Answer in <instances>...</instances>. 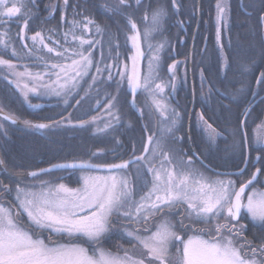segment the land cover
I'll list each match as a JSON object with an SVG mask.
<instances>
[{"label": "snow or ice", "instance_id": "1", "mask_svg": "<svg viewBox=\"0 0 264 264\" xmlns=\"http://www.w3.org/2000/svg\"><path fill=\"white\" fill-rule=\"evenodd\" d=\"M170 2L172 11L178 13L179 0ZM133 3L137 8L144 6V0H103L100 5L106 13L123 17L127 22L128 28L123 30L125 44L131 43L132 52L127 57L130 63H121L118 37L106 31L90 15L77 11L79 5H70V0H50L45 5L48 15L41 19L44 24L59 8L61 25L69 26L63 32L64 44L53 40L51 34L58 31L55 28L48 29L47 37L43 28L31 36L27 34L29 21L39 14L37 0H0V29H3L0 31V48L11 47L12 57L5 59L0 52V80L14 86L30 108L41 107L31 102L30 94L62 97L67 105V98L74 92L78 95L81 82L88 77V87L82 89L84 96L75 101L76 105L88 98L94 88L99 94L98 85L115 84L114 94L105 92L103 105L110 119L104 121L103 127L97 126V132L107 133L120 123L119 96L125 84L133 97L131 107L144 115L143 108L135 100L137 94L143 93L150 101L145 107L150 113L159 114L157 124L162 126L158 128L159 135L155 131L147 135L139 155L133 145L129 159L117 157L119 162H93V158L104 153L103 149H97L87 159L74 158L25 173L13 172L0 158V168L17 181L13 187L0 180V264H264V239L258 244L247 239V224L243 222L247 218L264 230V187L258 190L255 186L264 176V168L256 167L247 179H232L233 175H245L248 163L245 159V167L237 173H216L211 177L196 166L199 161L207 167L199 153L193 151L188 155L184 148L175 147L184 140L176 134L182 117L180 111L171 106L169 97L176 91L175 70L180 62L174 60L168 65L170 77L164 80L160 75L161 52L167 41L156 45L149 42L163 31L169 9L167 4L161 3L150 11L145 6L143 19L147 23L141 31L128 11ZM69 7L73 12L71 20L67 18ZM215 10L216 40L222 67L227 68L229 61L221 43V27L228 25L231 16L229 0H216ZM13 18L23 20L17 35L22 42L30 39L31 47L23 43L22 50L18 51L10 45L9 29L4 28V24ZM259 20L264 32V15ZM93 30L94 35L87 37ZM105 36L107 59L111 63L105 57ZM142 42H147L148 49L147 67L143 73L141 61L145 59V51ZM65 44L69 46L65 47ZM45 50L55 59L37 55ZM96 50L100 52L99 59L94 56ZM33 58L41 62L46 71L33 72L27 64L19 63ZM113 68L117 69L118 80L113 76ZM244 70L249 71L250 66L244 65ZM46 76L50 82H45ZM51 76H55V80H51ZM205 84L206 77L201 70V96L210 99L214 91H220L209 84L205 93ZM256 84L264 85V71L257 76ZM166 88L171 89V93H166ZM244 94V86L222 93L230 96L231 101ZM96 103L99 106L100 101ZM250 113L251 106L246 107L240 127L228 130L233 138L229 147L234 152L247 145L243 125ZM0 116L3 121L22 123L26 129L33 130L65 125L85 128L97 120L93 116L91 120L73 124L69 114L59 120L49 118L48 122H34L21 119L11 110L5 111L2 101ZM197 126L212 145L224 135L209 122L203 111L197 113ZM145 131L149 132L147 125ZM0 138H8L3 122H0ZM188 139L191 140V135ZM119 143L116 138V144ZM257 143L264 145V136H259ZM111 151L115 154V149ZM256 159L259 161L261 157L258 155ZM54 170H66L69 176L78 172L77 186L63 182L64 177H57L56 181L41 178ZM5 193L13 196L14 203L6 201ZM25 216L27 224L22 219ZM113 233H119L121 239L127 238L131 247L118 244L115 252L106 248L105 241Z\"/></svg>", "mask_w": 264, "mask_h": 264}, {"label": "trees", "instance_id": "2", "mask_svg": "<svg viewBox=\"0 0 264 264\" xmlns=\"http://www.w3.org/2000/svg\"><path fill=\"white\" fill-rule=\"evenodd\" d=\"M50 0H37L38 16L29 21L27 34L31 36L35 31L43 28L44 35H49L48 29L55 28L58 31L52 33L53 40H60L64 44L63 32L69 27L67 24L61 25V12L58 8L54 17H50L44 24L41 19L48 15L45 7ZM216 0H179V12H173L170 0H144V6L137 8L133 3L132 8L128 9L133 15V19L137 23L138 28L143 31V27L147 21L143 19L145 6L149 8L155 7L158 3L167 4L169 15L163 25V31L157 33L156 42L162 43L165 40L167 44L161 53L162 57V73L168 74L166 68L174 60L183 62L186 71V81L181 85V94L185 97V105L183 106L185 124L191 109L192 92L189 80V69H191L192 84L195 91L194 116L191 119V143L190 152H197L204 161V167L197 161L196 163L205 172L211 175L216 173L211 169L221 172H238L244 166L246 158L245 146L242 145L239 151H232L229 147L233 138L229 134V129L239 128L240 121L244 118L243 112L246 107L251 106L254 102H258L251 107V113L244 123V132L247 135L249 146V163L247 171L243 177L233 175L235 180L247 179L256 167L264 168V145L257 146L255 144L254 132L257 127L264 123V85H257L256 78L261 71H264V32L260 23V16L264 15V0H229L231 5V16L228 25L221 29V43L223 44L224 54L227 55L229 66L222 67V59L219 45L216 40L217 23L215 19ZM103 0H70V5H79L77 11H83L84 15H90L98 24L110 31L118 37L121 53V63L127 61V57L131 54V43L125 44L124 31L128 28L127 22L123 17H114L106 13L101 7ZM199 6L200 24L194 40L192 49V58L190 62L191 44L193 41L194 29L196 26ZM72 8L67 10V18L72 19ZM80 19V17H77ZM9 23L10 45L14 46L18 51L22 50V44L27 43L32 46L31 40L21 41L18 37L20 29L23 27V20L17 21L16 18ZM182 22V23H181ZM91 27V26H90ZM80 34V29H77ZM93 32L87 34L92 37ZM99 38V37H96ZM71 41V37L68 38ZM231 41V43H229ZM46 42L51 44V41ZM104 52L108 63L112 61L107 59V36L104 38ZM65 44V47H68ZM143 46V43H142ZM39 47V46H37ZM99 49V46H97ZM144 50V47H143ZM26 51V50H23ZM4 58L12 59L10 52L11 47L7 50L0 48ZM37 55H47L50 59H55L52 54H46V50L37 53ZM96 59L100 58L99 50L94 51ZM16 62V61H14ZM130 63V61H127ZM21 65L27 64L32 71H46L43 64L33 58L32 60H23L19 62ZM145 64V62H144ZM249 65L250 70L245 71L244 65ZM145 66V65H143ZM23 71V67L20 68ZM201 70L206 77L204 92L207 93V86L210 84L213 89H219L211 98L201 96ZM116 68L112 69L115 79ZM95 69H92L94 74ZM106 75V74H105ZM88 77L81 82V90L76 95L68 97V104H64L62 97H34L30 94L33 104H39L41 107L33 109L23 102L14 86H10L6 81L0 80V101L5 105V110H11L21 119H29L34 122H48L49 118L59 120L61 116L70 118L75 124L79 120H91V117L97 116L105 111L103 105L105 103V92L115 93V84L109 82L107 85H98L100 91L97 93L94 88L89 97L76 105L75 101L84 96V91L88 87ZM244 86L245 94L238 97L236 101H231L230 96L222 95V93L234 91ZM3 90V92H1ZM253 92L256 93L253 96ZM100 104L97 105L96 101ZM137 105L144 110V115L131 107V92L125 84L120 91V123L115 125L114 129H110L107 133H99L95 129V124H89L85 128L73 127L65 125L52 129L33 130L26 129L24 126L11 124L3 121L8 131V138H0V158H3L6 165L15 171L37 170L40 168H48L52 164L71 161L74 158L87 159L91 152L97 149H103L104 154L99 158H93V162H119V158L129 159L131 156L129 147L130 137L132 136L136 142H140L137 154L142 150V144L145 142L147 135L150 134V122L146 114L141 94H137ZM229 105V107H224ZM203 111L205 117L213 124L215 128L222 131L224 135L217 139L214 145L210 144L202 130L195 124V114ZM106 113V111H105ZM105 121V120H104ZM149 132L145 131V126ZM182 132L184 140L188 141V137ZM116 138L120 143L116 144ZM239 139V137H237ZM123 145V148L119 147ZM115 149V154L111 151ZM127 150L124 155L122 151ZM261 159L257 161L256 157ZM211 168V169H210ZM10 174V173H9ZM57 177H64L63 182L77 186V175L73 173L68 175L66 170H54L50 175L42 176V179L56 181ZM260 182L255 186L264 187L261 176ZM10 186L15 185L14 178L8 179ZM13 201V198H12ZM25 222H26V218ZM24 221V220H23ZM247 224L245 237L254 241L256 244L264 239V230L258 225L253 224L249 219L243 220Z\"/></svg>", "mask_w": 264, "mask_h": 264}, {"label": "flooded vegetation", "instance_id": "3", "mask_svg": "<svg viewBox=\"0 0 264 264\" xmlns=\"http://www.w3.org/2000/svg\"><path fill=\"white\" fill-rule=\"evenodd\" d=\"M197 14H198V18H197L196 26H195V29H194L193 37L195 35V32L197 34V31H198V28H199V24H200L198 9H197ZM12 21L13 20L6 21L5 24H4V28H7L8 29L9 23H11ZM0 31H3V29H0ZM195 37H196V35H195ZM179 64H180V66H178V68H176V70H175L176 71L175 72L176 77L178 78V83H176V85H177L176 91H175L174 94H172L169 97V99H170L171 106L174 107V108H176L178 111H180L181 117H182L181 122L178 125V131H177V133H179L181 131L183 132L184 131V128H185V131H186L185 133L187 134V137H188L189 134L191 133V121L189 122V116H188L187 123L186 124L184 123L185 125L183 124L184 117H183V114L182 113H184L183 112V106L185 105V100H184L185 97H184V95L181 94V87H182L181 85L186 81V71H185V65H184V63L183 62H180ZM143 65H144V61H143ZM166 71L168 72V66L166 68ZM168 76H170V73L169 72H168ZM166 77H164V78L162 77V78L164 80H168V77H167V79H166ZM189 80H190V83H191L192 78H191L190 72H189ZM1 92H3V90ZM169 93H171V89H170ZM96 117H97L96 122L98 123L97 126L101 127L102 126V123H104V120H105L104 119L105 118V111L100 112L99 114H97ZM2 120H3V118L0 117V122H2ZM95 129H96V126H95ZM179 136H182V135H179ZM130 138L132 139L133 137L131 136ZM131 139L129 141L130 150H128V151L130 152V154H132V148H133V145H135L136 154H137V150H138L137 148H138V146H141L140 145V142H136L135 139H133V140H131ZM145 142L142 144V148H143ZM191 146H192V143H191L190 140H188V141L183 140L182 144L176 145L175 147H177V148L182 147L185 150H187L188 155H192L193 152H190V150L192 149ZM119 148L122 149L123 148V145H121ZM126 152H127L126 149H124V151H122V153L124 155L126 154ZM139 154H140V152L137 155H139ZM9 177H12V175H10L8 172L3 171V169L0 168V180H2L6 184H9V181H8ZM12 178H15V177L13 176ZM5 199H6V201H8L10 203L13 202V201H11L12 200V197L9 194H7V193H5ZM23 222L25 224H27V222H25V221H23ZM117 227H119V225H117ZM129 227H131V225H129ZM201 227H202V225H201ZM44 235L47 236V233H44ZM117 244H119V245L123 244V246L125 248L131 247V245L128 242V239L127 238L121 239L119 233H113V234H111L110 238L105 241V245L104 246L107 247L108 249H112L111 247L114 248V245H117Z\"/></svg>", "mask_w": 264, "mask_h": 264}, {"label": "rangeland", "instance_id": "4", "mask_svg": "<svg viewBox=\"0 0 264 264\" xmlns=\"http://www.w3.org/2000/svg\"><path fill=\"white\" fill-rule=\"evenodd\" d=\"M146 25V24H145ZM224 26H222L221 27V29L223 28ZM143 28H145V27H143ZM156 37H157V35L155 34L152 38H151V40L149 41L150 43H152L153 45H156V44H159V43H157L156 41ZM156 40V41H155ZM143 43V46H142V48L144 47V51H145V59H144V62H145V66H143L142 67V73L144 72V71H146V67H147V55H148V49H147V42H142ZM162 53V52H161ZM161 64H162V57H161ZM178 66H180V64H178ZM178 66H177V68H178ZM161 69H162V66H161ZM33 72H35V71H33ZM43 72V71H42ZM176 72V71H175ZM183 73V72H182ZM160 75L164 78V77H168V79H169V77L170 76H168V74L165 76V74L164 73H162V70H160ZM176 75V74H175ZM167 77H166V79H167ZM51 80H55V76H51ZM45 82H50V80H49V77H45ZM176 83H178V78L176 77ZM194 89V88H193ZM169 91H170V89L169 88H166L165 89V92L166 93H169ZM141 94V100L143 101V105H144V107H145V105L146 104H148V103H150V101L146 98V96L143 94V93H140ZM32 96H34V97H37L38 98V96H35L34 94H32ZM39 97H43V96H39ZM46 98H49V97H51V96H45ZM52 97H56V96H52ZM56 98H58V97H56ZM136 98V97H135ZM195 98V97H194ZM192 104V103H191ZM194 106H195V104H194ZM145 111H146V114L148 115V122H150V128L152 129V131H155V132H157V135H159V131H158V128L159 127H162V126H158V124H157V121L160 119V117H159V114L158 113H155V112H149L148 111V109H147V107H145ZM190 113V112H189ZM183 114V117H184V113H182ZM189 116V115H188ZM193 116H194V110H193V112H192V115H191V119L193 118ZM105 121H107V120H109L110 119V117L109 116H107V114L105 113ZM191 119H190V121H191ZM185 123V119H183V124ZM195 124H196V126H197V114H195ZM17 125H21V126H23V124L22 123H17ZM97 125H98V123L96 122L95 123V126H96V128H97ZM185 125V124H184ZM262 125H264V123H262L259 127H257L256 128V130H255V132H254V135H255V144L257 145V146H259L260 144H258L257 143V138L259 137V136H264V127H261ZM104 126V123H102V126L101 127H103ZM185 129V128H184ZM183 130V129H182ZM151 131V132H152ZM177 135H182V131L181 132H179V133H176ZM187 135V134H186ZM190 135V134H189ZM206 136V135H205ZM146 139H147V137H146ZM146 139H145V141H146ZM250 156V155H249ZM249 163V162H248ZM196 166L197 167H199V165L196 163ZM200 168V167H199ZM202 171H204L202 168H200ZM205 172V171H204ZM75 175H77V177L79 176V173L77 172V173H75ZM205 175H207V176H211V177H215V175H211V174H209L208 172H205ZM13 177V176H12ZM232 179H234L233 177H231ZM14 181H16V178H14ZM17 182V181H16ZM262 182V184L264 185V180H262L261 181ZM69 186H71V187H73V185H71V184H69ZM256 188L259 190V189H261L260 187H258V186H256ZM12 198H13V196L12 195H10ZM12 201V200H11ZM12 203H14V200H13V202ZM24 218H26V216L25 217H23L22 219L25 221V219ZM173 219H175L174 217H173ZM26 222H27V218H26ZM118 245V244H117ZM117 245H114V248L113 247H111L112 249V251L113 252H115L116 251V246ZM122 246H123V244H121ZM124 247V246H123ZM107 248V247H106ZM125 248V247H124Z\"/></svg>", "mask_w": 264, "mask_h": 264}, {"label": "water", "instance_id": "5", "mask_svg": "<svg viewBox=\"0 0 264 264\" xmlns=\"http://www.w3.org/2000/svg\"><path fill=\"white\" fill-rule=\"evenodd\" d=\"M198 12H199V6H198ZM195 35H196V32H195ZM195 35H194V37H193V41H192V44H191V52H190V62H191V58H192V49H193V44H194V39H195ZM143 61L144 60H142L141 61V71H142V67H143ZM189 72L191 73V69H189ZM191 92H192V104H191V109H190V113H189V122H190V117H191V115H192V112H193V110H194V104H195V98H194V96H193V92H194V89H193V84H192V80H191ZM133 99V97H132V95H131V100ZM258 102V100L256 101V102H254L252 105H251V107H253L256 103ZM0 117H2V116H0ZM3 118V117H2ZM244 119V118H243ZM8 122H10V121H8ZM11 123V122H10ZM243 132H244V125H243ZM245 133V132H244ZM245 151H246V158L245 159H247V162H249V146H248V140H247V145L245 146ZM247 165H248V163H247ZM245 167V165L243 166V168ZM211 169V168H210ZM211 171L212 172H214V173H225V172H221V171H216V170H213V169H211ZM230 173H233V174H235V173H237V172H230Z\"/></svg>", "mask_w": 264, "mask_h": 264}]
</instances>
